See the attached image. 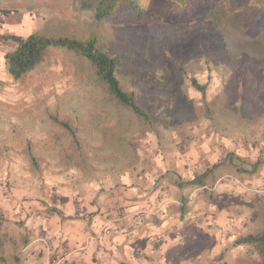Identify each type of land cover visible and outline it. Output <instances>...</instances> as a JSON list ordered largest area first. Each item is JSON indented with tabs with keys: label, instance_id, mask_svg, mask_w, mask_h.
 Returning a JSON list of instances; mask_svg holds the SVG:
<instances>
[{
	"label": "rangeland",
	"instance_id": "1",
	"mask_svg": "<svg viewBox=\"0 0 264 264\" xmlns=\"http://www.w3.org/2000/svg\"><path fill=\"white\" fill-rule=\"evenodd\" d=\"M144 1V22H97L71 0H0L8 8L0 10V34L99 38L148 115L120 106L68 50L13 77L5 55L16 44L0 39V192L12 194V213L1 208L11 236L5 253L21 264L44 256L25 249L26 217L35 209L25 212L24 204L56 202L63 186L77 199L91 182L96 199L105 193L109 202L103 234L128 238L158 226L150 247L121 243L120 264L259 260L253 245L236 240L264 229V34L249 35L232 15L235 0H209L208 16L189 20L166 0ZM191 78L207 84L205 96ZM53 117L69 121L78 142ZM211 167L215 180L206 186L175 184ZM61 256L53 253L49 264Z\"/></svg>",
	"mask_w": 264,
	"mask_h": 264
},
{
	"label": "trees",
	"instance_id": "2",
	"mask_svg": "<svg viewBox=\"0 0 264 264\" xmlns=\"http://www.w3.org/2000/svg\"><path fill=\"white\" fill-rule=\"evenodd\" d=\"M71 2L76 4L77 11L89 13L97 22L121 18L144 22L150 17L144 0H71ZM165 3L168 9H172L177 14L179 13V17L187 20L208 16L212 9L209 0H166ZM0 10L5 11L7 14L6 4H1ZM231 10H235L232 15L240 17L239 22L245 26L249 35L259 36L260 33L264 34V0H235ZM0 39L16 44V47L5 55L8 69L13 77L17 79L24 77L44 62L54 50H68L90 64L98 81L116 99L120 106L131 110L141 118L148 117L144 108L139 104L135 92H129L122 86L117 74V58L102 46L96 36L78 37L39 31L28 36L0 34ZM191 83L205 96L207 84H201L195 78H191ZM52 119L68 130L74 141L78 142L75 129L69 121L60 120L57 117ZM261 163V161H258L255 163V167H258ZM215 167L208 168L203 173L195 174L193 178L187 180L178 179L175 184L180 188L194 189L206 186L215 180L213 172ZM183 202V207H185V198ZM6 223L7 218L0 208V264H21L22 258L18 254L8 256L5 253V245L11 240L10 234L4 230ZM241 244H251L255 247L259 254V260H256L253 264H264V229L239 237L236 240V245Z\"/></svg>",
	"mask_w": 264,
	"mask_h": 264
},
{
	"label": "crops",
	"instance_id": "3",
	"mask_svg": "<svg viewBox=\"0 0 264 264\" xmlns=\"http://www.w3.org/2000/svg\"><path fill=\"white\" fill-rule=\"evenodd\" d=\"M92 183L85 186L88 192L77 199H73L68 187L63 186L58 190L61 198L56 202L35 201L36 206L33 201L24 204L25 212L35 209L26 217L29 239L25 249L30 253L42 252L41 264H49L51 255L56 252L64 256L52 264H64L66 261L67 264H120L121 243H132L128 247L135 246L136 242L146 243L158 231L157 225L149 223L147 228L135 231L128 238H125L127 235L103 234L101 228L108 217L109 202L101 198L105 193L96 199V190L90 186ZM13 205H17L14 199ZM0 208L7 214L12 213V194L6 196L0 192ZM47 240H50L51 248ZM146 245L150 247L149 240Z\"/></svg>",
	"mask_w": 264,
	"mask_h": 264
},
{
	"label": "built area",
	"instance_id": "4",
	"mask_svg": "<svg viewBox=\"0 0 264 264\" xmlns=\"http://www.w3.org/2000/svg\"><path fill=\"white\" fill-rule=\"evenodd\" d=\"M231 180V179H230Z\"/></svg>",
	"mask_w": 264,
	"mask_h": 264
}]
</instances>
